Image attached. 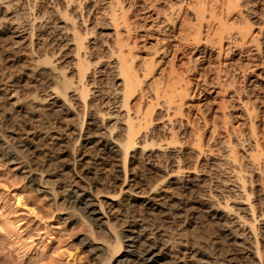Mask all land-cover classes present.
Instances as JSON below:
<instances>
[{"label":"bare ground","instance_id":"bare-ground-1","mask_svg":"<svg viewBox=\"0 0 264 264\" xmlns=\"http://www.w3.org/2000/svg\"><path fill=\"white\" fill-rule=\"evenodd\" d=\"M122 1L0 0V30L5 35V42L0 41V55L8 53L18 58L23 51L26 52L21 62L27 70L26 77L30 79L24 80L17 74L13 75L16 71L11 74L13 76L10 75L12 79L7 78L4 72L5 76L0 74V99L3 105L8 111L20 115L22 123L28 126L24 132L21 130L22 133H19L15 129L18 125L8 129V126L6 128L0 124V157L7 162L25 159L28 169H32V160L36 154L46 155L49 164L51 157L62 151H66V154L68 151L67 156L73 154L72 148L69 151L59 146L55 153L52 151L54 154L41 150L37 141L42 131L31 124L33 118L37 117L44 131L58 141L63 140V136L56 123L64 122L68 133L72 134L70 139L73 145H80L78 154L72 157L74 161H80L79 167L77 164L69 167V171L78 179H82L78 168L88 164L85 151L91 148L101 153L98 158L110 157L115 167L120 169V175L122 172L117 193L132 190L134 184L130 183L132 179L128 180L127 173L128 168L132 169L137 163H143L148 172L158 174L146 190L134 193L130 199H119L117 194L99 188L105 183L95 178L86 183L88 187H81L76 181L64 184L66 193L61 203L67 215L74 213L88 225L89 229L79 239V243L90 251L95 264H109L114 257L117 264H147L154 260L151 251L156 248L157 242V238L150 239V236L158 229L162 231L160 236L165 238L163 240L166 244L169 243L173 248L179 247L181 232L175 204L168 200L169 197H158V193L168 188L180 191L192 185L197 186L192 184V180L195 181L199 171L194 164L192 167H184L181 161L183 153L178 130L182 121L177 114L180 113L179 105L187 87L179 81L168 85L155 79L152 80L153 85L150 83L152 86L148 91L141 89V79L150 74L151 66L149 63L143 68L135 66L133 48L128 41L130 28L126 11L129 8ZM196 3L203 6V0H196ZM173 5L174 2L171 3L170 12L174 9ZM150 6L142 9L149 10ZM191 14L199 25L205 20L203 7L194 8ZM165 15L162 9L159 10V22ZM222 23L218 22L215 28L220 29ZM188 28V35L196 30L192 26ZM248 29L237 31V36L243 39ZM217 31L222 32L219 35L217 32L218 43H221L224 39L223 30ZM105 71L111 74L112 86L107 88L102 86ZM138 92L140 101L138 99L136 104H131ZM38 104L41 107H37ZM10 116L5 117L7 122L14 117ZM52 120L56 123L53 124ZM254 129L250 127L246 137L232 132L234 143L230 140L231 136L221 142L222 151H225L223 154L227 151L223 155L227 160L226 157L231 156L232 147L236 144L244 147L246 141V160L244 166H241L240 163L236 165L230 157L232 164L227 162L229 166H220L227 173L228 179L220 182V189L206 195L204 201L210 205V217L222 224L223 231L243 256L249 259L250 264H264V213L260 204L250 201L248 188L251 186L250 173H260L263 179L260 177L262 181L259 180L261 183L256 192L264 194V148L259 146L257 140L249 144ZM200 141L199 134L195 138V146L200 151L195 157L201 154ZM245 165L248 169H244ZM53 175L56 176L54 181L63 178L59 173ZM38 180L37 177H29V182L39 188ZM52 180L46 178L49 189L55 191L57 184ZM221 189H227L233 195L224 196ZM56 194L55 191L52 197ZM135 200H140L138 202L142 213L139 218L132 216L129 222L125 221L122 214L130 213L136 204ZM100 235H105L109 240L100 238L105 242L95 246ZM126 242L130 247L126 246L123 250ZM211 253H202L207 264H235L233 256L225 255L226 252L222 254V260H217Z\"/></svg>","mask_w":264,"mask_h":264},{"label":"rangeland","instance_id":"rangeland-1","mask_svg":"<svg viewBox=\"0 0 264 264\" xmlns=\"http://www.w3.org/2000/svg\"><path fill=\"white\" fill-rule=\"evenodd\" d=\"M170 2L175 3L171 12ZM122 3L129 8L126 11L130 28L128 41L133 48L135 66L143 68L148 63L151 66L150 74L141 79V89H150L152 80L155 79L168 85L179 81L187 87L179 105L180 113L177 114L183 122L178 130L183 153L181 161L184 167H192L194 164L199 170L195 181L192 180V184L197 186L192 185L180 191L169 188L165 192L159 191L158 197H169L168 200L175 204L181 245L177 248L171 247L169 243L164 242L165 238L160 236L163 234L160 229L154 231L150 236V239L157 238L156 248L151 251L154 260L148 261L147 264H207L202 255L205 251H212L211 254H214L217 260H222V254L226 252L225 255L233 256L235 264H250L249 259L243 256L237 245L231 241L225 230L223 231L222 224L210 217V205L204 198L218 190L220 182L228 179L227 173L221 167L229 166L233 160L236 165L240 163L244 166L246 147L248 149L246 141L244 147L237 144L232 147L230 157L233 160L230 157H226V160L224 157L227 151L223 154L225 151H222L221 142L231 137L230 140L235 142L234 134L231 136L232 132L246 137L253 126L255 129L249 144L257 140L259 146L264 148V0H203V6L198 5L196 0H123ZM149 5H152L149 10L142 9ZM197 5L203 7L205 13V20L203 19L200 25L194 21L191 14L194 8H198ZM161 9L167 15L159 22ZM218 22H223L221 28L219 26L220 29L215 28ZM191 26L196 29V34L190 30L194 33H189V36L187 31ZM247 28L250 29L243 39L237 36V31ZM221 29L224 39L218 43L217 36L221 31L217 30ZM4 39L5 35L0 30V41L5 42ZM22 53L26 54L24 51ZM23 54L14 58L8 53H1L0 74L4 72L7 78L12 79L10 75L16 71L13 75L17 74L24 80H30L26 77L28 73L21 62L25 57ZM110 76L111 74L105 71L102 79L104 88L112 86ZM1 85L2 83L0 87ZM139 96L138 92L131 104H136L138 99L140 101ZM39 106L38 104L37 107ZM8 116L12 117V121L7 122L5 117ZM32 123L42 131L37 141L41 150L54 154L59 146L58 148L69 151L73 149V154L69 152L71 156H67L68 151L67 154L62 151L51 157L50 164L46 161V155L36 154L32 160V169H28L25 159L7 162L0 157V264H95L90 251L79 243V239L87 233L88 225L74 213L67 215V210L61 203V198L66 193L64 184L76 181L77 185L88 187L86 183L95 178L105 183L99 188L117 194L119 199H130L134 193L146 190L149 184L157 179L158 174L148 172L143 163H137L132 169L128 168L127 173L128 180L132 179L130 183L134 184L132 190L117 193L122 172L120 175V169L115 167L110 157L98 158L101 153H95L90 147L91 149H86L88 152L85 151L88 164L78 168L80 176L82 174V179H78L69 171V167L71 164H77L79 167L80 161H74L72 157L78 154L80 145H73L70 139L72 134L68 133L64 122L56 123L52 120L53 124L60 126L58 130L63 136L61 141L53 138L50 133L47 134L37 117L33 118ZM0 124L8 126V129L16 127L19 133L28 128L22 123L20 115L6 109L2 99ZM196 134H200L201 139V154L198 157H195L200 151V148L195 146ZM78 158L79 156L76 157ZM218 168H221V171ZM244 169H248V166L245 165ZM58 173L62 174L63 178L54 181L56 176L53 174ZM250 174V201L256 205L260 204L259 207L264 213V194L256 192L263 178L260 173ZM30 176L39 180L40 177L43 178L38 180L39 188L29 182ZM46 178L53 179L57 184L55 197H52L55 191L49 189V181L46 182ZM221 192L224 196L233 195L227 192V189H221ZM160 194L163 197L159 196ZM138 201L140 202L135 200L136 204L132 206L129 214H122L125 221L129 222L132 216L140 217L142 210ZM100 238L109 240L105 235H100L99 240L95 241V246L105 242ZM126 246L130 247L126 242L122 249ZM114 259L112 258L109 264H117Z\"/></svg>","mask_w":264,"mask_h":264}]
</instances>
